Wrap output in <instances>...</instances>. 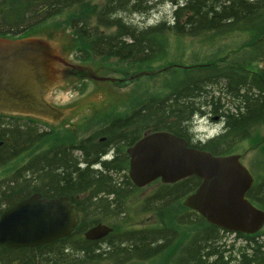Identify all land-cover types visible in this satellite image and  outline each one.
Here are the masks:
<instances>
[{"label": "trees", "instance_id": "16d2710c", "mask_svg": "<svg viewBox=\"0 0 264 264\" xmlns=\"http://www.w3.org/2000/svg\"><path fill=\"white\" fill-rule=\"evenodd\" d=\"M158 1L0 0V38L26 37L48 20L64 16L72 35L70 47L81 52L85 60L100 56L131 64L155 62L165 57L173 38L197 40L203 49L219 45L217 53L187 67L169 90L140 100L130 112L92 133L120 134L125 142L134 144L146 133L165 130L216 155L234 153L242 142L259 139L257 134L264 124V0H171L175 4L173 20L146 26L120 17L148 13ZM232 37L240 41L222 46ZM256 63L259 65L253 67ZM193 114L219 116L224 123L222 133L205 143L193 142L185 125ZM14 117L0 116V168L18 159L23 163L8 178L0 177V205L6 210L36 192L46 198L65 194L71 196L81 216L73 233L49 244L16 249L0 246V264H153L154 258L161 264L158 249L162 238L165 264H230L238 239L247 241L238 257L240 264H264V229L223 240L222 228L207 224L201 215L182 205L180 214L172 216V207L198 188L199 177L161 184L146 205L139 202L133 210H129V203L114 204L106 197L94 204L95 195H82L91 191L126 198V186L118 185L119 172L108 167L81 169L78 158L62 145L61 134L76 130L43 129L34 118ZM90 143H86L89 150L83 151L88 165L98 161L105 150ZM263 143L262 138L257 146ZM124 179L130 180L128 174ZM131 191L136 198L135 185ZM247 198L264 209V177L256 180ZM147 205L161 215L149 216L151 226L146 220L142 222L143 216H131L132 211L135 215L146 212ZM99 211L104 216H95ZM101 221L113 228L105 239L117 253L113 263L100 262L95 253L98 242L83 236L87 227ZM191 224L203 227L188 234L184 242L179 228Z\"/></svg>", "mask_w": 264, "mask_h": 264}, {"label": "water", "instance_id": "95a60500", "mask_svg": "<svg viewBox=\"0 0 264 264\" xmlns=\"http://www.w3.org/2000/svg\"><path fill=\"white\" fill-rule=\"evenodd\" d=\"M72 50L58 36L0 38V112L66 127V121L77 119L83 108L56 105L59 89L69 90V84H129L95 74L91 66L70 63ZM66 64L75 68L67 72ZM128 153L129 175L138 187L158 179L174 184L197 176L201 183L185 198L186 207L229 231L255 234L264 228V209L247 198L255 179L241 154L215 155L165 130L146 134ZM78 222V211L67 197L46 198L36 192L1 214L0 245L43 246L69 236ZM112 230L99 223L85 237L102 239Z\"/></svg>", "mask_w": 264, "mask_h": 264}, {"label": "rangeland", "instance_id": "374dc122", "mask_svg": "<svg viewBox=\"0 0 264 264\" xmlns=\"http://www.w3.org/2000/svg\"><path fill=\"white\" fill-rule=\"evenodd\" d=\"M174 10L175 4L171 0H159L154 9L148 13H124L120 14V17L128 23L146 26L156 24L162 20H173ZM65 19L64 16L50 19L26 37L38 39L58 36L61 43L70 46L72 35L66 27ZM237 41H240V38H228L223 41L225 44H222V46H232ZM218 49L219 45L203 49L199 46L197 40L173 38L165 57L155 62L142 64H131L119 61L116 58L106 59L100 56L85 60L81 52L73 49L69 60L70 63L91 66L95 74L126 81L129 84H69V90L61 88L55 92L56 105L83 108V110H78V118L66 121V127L42 122L38 123L43 129L76 130L75 132L78 131L77 133L80 135H87L96 129L101 130L108 121L130 112L140 100L169 90L170 84L176 78L180 79L183 72L188 69L187 67L205 60L206 56L214 55ZM258 65L256 63L253 67ZM202 118H206L209 124L219 125V133L223 130L221 119H211L209 114ZM75 132H70V134ZM258 133L259 139L242 142L234 152L241 154L243 164L249 168L256 180L264 177V143L261 146H257L262 138L264 139V124ZM22 161V159H18L17 162L13 161L0 168V177L2 179L8 178L14 168H20ZM154 187L155 184L153 187L140 192L138 196L140 197V194H150ZM180 200L172 207V216L176 215L174 212L178 214L179 211H182L183 199L181 198ZM1 208L0 210H2ZM142 218V222L148 221L149 216H143ZM191 225L179 228L184 242L188 239L186 238L188 234L192 235L198 231V228L203 227L197 224ZM235 238L236 236L230 235L228 240H236ZM246 242L244 239H238L235 245L239 247ZM155 245L150 248L146 245V247L150 250ZM166 254L168 253L166 252ZM151 260H153V264L158 263L157 258ZM146 261L149 262L150 258L148 257Z\"/></svg>", "mask_w": 264, "mask_h": 264}, {"label": "flooded vegetation", "instance_id": "af4514ba", "mask_svg": "<svg viewBox=\"0 0 264 264\" xmlns=\"http://www.w3.org/2000/svg\"><path fill=\"white\" fill-rule=\"evenodd\" d=\"M74 68H75L74 66H71V65H67L66 64L67 72L72 71ZM211 119H220V117L219 116H214V117L212 116ZM146 134H148V133H146ZM146 134H144V135H146ZM61 136L64 137V140H62L64 143H62V145L65 147V149L67 151L71 152V154L73 155V157H77L78 158V160H79V167L81 169L90 168L91 170H102V169H105V167H108V169H112L115 172H119L118 173L119 174L118 175V177H119L118 185L121 186L122 188H125V186H126V189L128 191V193H127L128 195L126 196L125 199H123V195L122 194L120 196H117L116 194H114V197L112 198L113 194L111 196H107L106 194H102V193L101 194H97V193H94L93 194L91 191H88L87 193H85V194L82 195L83 197H88V196L89 197H91V196L93 197L95 195L94 196V199H93L94 204L99 203L98 202V198L106 197L109 200H112V202L114 204H116V203H122V202L123 203H126V204L129 203V205L131 206V207H129V210H133L135 208V206L139 202L140 203H143L144 205H146L148 199L156 192V190L160 187V185L161 184H166V183H163L161 180H156L155 182H153V183H151L149 185H146L144 187H138L136 184H134V182L132 181V179H131V177L129 175L131 157H130V155L128 153V149L130 147H132L143 136L140 137L134 144H132V143H130L128 141L125 142L123 140V137H121L120 134H118V135L115 134V135H112V136L111 135L108 136V135H100V134H93V133H88L87 135H80L79 133H73V134L63 133V134H61ZM87 138L88 139L89 138H92L93 140H88V141H86V143L92 144L90 142H94V144L97 147H103V148H105V150L100 154L99 160L96 161L95 163L91 164V165H88L85 162L86 159H85V157L83 155L84 154L83 151L89 150V148L87 147L88 144H86L85 143V140H83V139H87ZM51 143H53V142H51ZM87 162H90L91 163L92 161H89L88 160ZM125 174H128L130 180H127L126 181L124 179V175ZM154 184H155L154 190L150 194H148V195H142V194H140V197L138 196L140 192L146 190L147 188L153 187ZM174 184H176V183H174ZM133 185L136 186L137 191H138L136 198H133L131 196L132 195V191L131 190L133 189ZM168 185H173V184H168ZM189 195H187V196H189ZM61 196L67 197L68 200H69V202L72 204L71 199H70V197H71L70 195L62 194V195H59L57 197H61ZM78 197H81V196L78 195ZM186 197L183 198L182 206L184 208H186L190 212H196V213H198L196 210H193V209H191L189 207H186L184 205V200H185ZM72 205L77 210L76 206L74 204H72ZM0 207H2L1 208L2 210H0V216H1L2 212L5 210V206H1L0 205ZM146 207H147L146 208V212H142V213L137 212V214L135 215L134 211H132L131 212V216H161L159 212H154L152 209L149 210L148 209L149 205H147ZM113 209H114V207H113ZM78 213H79V216H81V214H80L79 211H78ZM95 216H104V213L102 211H99ZM201 217H203V216H201ZM204 220H205V222L207 224H210V223H208V221L205 218H204ZM146 222H147V224H146L147 226H151L153 224V222L150 219V217H149L148 221H146ZM99 223H103V224L109 225V223L102 222V221L99 222ZM96 225L97 224H95V225H93L91 227H87V229L84 230V232H83V236L85 237V233L89 229H91L92 227H94ZM221 234H222L223 240H228L229 239V236L232 235V234H234V233L232 231L223 229V231H222ZM236 234H238V233H236ZM106 237H104L102 239H98V240H92V241H97L98 242V244L95 245V249H96L95 250V253H96L97 258L99 259L100 262L110 261L111 263H113L114 260L116 259L117 253L114 250V247L113 246H107L105 244ZM160 244L161 245L159 246V249H158V251H159V255L158 256L160 258V263L161 264H165V253L164 252H165L166 244H165V239L164 238H162L160 240ZM0 246H4V245H0ZM106 247H108L110 249L108 250V248H106ZM243 249H245V245H242V246H239V247H236V245L233 246L232 251H231L232 252V254H231L232 260H231L230 264H240L241 263V261L238 259V257L240 256V253H241V251ZM255 249H258V247L256 246ZM248 252H251V248L248 250ZM226 254H229V252H226Z\"/></svg>", "mask_w": 264, "mask_h": 264}, {"label": "clouds", "instance_id": "9594fccd", "mask_svg": "<svg viewBox=\"0 0 264 264\" xmlns=\"http://www.w3.org/2000/svg\"><path fill=\"white\" fill-rule=\"evenodd\" d=\"M187 131L193 142H206L220 131L219 125L209 124L206 118L193 114L191 121H185Z\"/></svg>", "mask_w": 264, "mask_h": 264}]
</instances>
